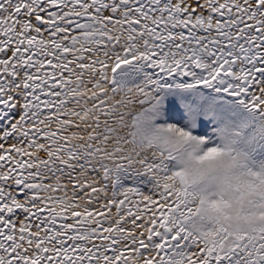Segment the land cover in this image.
Returning a JSON list of instances; mask_svg holds the SVG:
<instances>
[{
  "label": "snow or ice",
  "instance_id": "6c2138e0",
  "mask_svg": "<svg viewBox=\"0 0 264 264\" xmlns=\"http://www.w3.org/2000/svg\"><path fill=\"white\" fill-rule=\"evenodd\" d=\"M0 264H264V0H0Z\"/></svg>",
  "mask_w": 264,
  "mask_h": 264
}]
</instances>
